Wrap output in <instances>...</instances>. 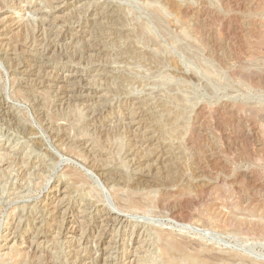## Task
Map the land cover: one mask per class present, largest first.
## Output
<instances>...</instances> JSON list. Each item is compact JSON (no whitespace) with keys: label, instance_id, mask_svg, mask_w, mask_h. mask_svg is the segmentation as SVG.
I'll return each instance as SVG.
<instances>
[{"label":"rangeland","instance_id":"rangeland-1","mask_svg":"<svg viewBox=\"0 0 264 264\" xmlns=\"http://www.w3.org/2000/svg\"><path fill=\"white\" fill-rule=\"evenodd\" d=\"M64 71L83 80L66 90ZM1 103L0 264H31L38 235L43 264L74 261L63 221L83 210L84 227L127 216L112 264H167L166 239L264 264V0H0ZM118 187L150 203L122 212Z\"/></svg>","mask_w":264,"mask_h":264},{"label":"bare ground","instance_id":"bare-ground-1","mask_svg":"<svg viewBox=\"0 0 264 264\" xmlns=\"http://www.w3.org/2000/svg\"><path fill=\"white\" fill-rule=\"evenodd\" d=\"M11 3V2H10ZM16 5V4H15ZM80 5V4H79ZM58 6V5H57ZM62 8V5H60L59 7H57V9ZM62 10V9H61ZM38 11V10H37ZM58 13V12H57ZM64 17V16H63ZM47 18V17H46ZM53 20V19H52ZM52 20L50 22H52ZM54 21V20H53ZM124 21V20H123ZM54 24V23H53ZM75 26V25H74ZM52 28V27H51ZM43 30V29H42ZM24 31V30H23ZM67 31V30H66ZM24 33V32H23ZM24 35V34H23ZM26 35V34H25ZM54 36V35H53ZM84 36V35H83ZM23 37V36H22ZM67 38V37H66ZM52 40V39H51ZM54 40V39H53ZM71 40V39H70ZM18 41V40H17ZM87 42V40H86ZM58 44V43H57ZM71 45V43H70ZM77 46V44H76ZM75 46V47H76ZM69 48V47H68ZM77 48V47H76ZM39 49V48H38ZM78 49V48H77ZM25 51V50H24ZM52 51V49H51ZM55 51V50H54ZM74 53V52H73ZM79 55V54H78ZM66 56V55H65ZM90 59V58H89ZM52 60V59H51ZM90 61V60H89ZM79 62V61H78ZM47 63V62H46ZM49 72V71H48ZM45 74V73H44ZM59 79L61 81V83H63L64 88L66 89L71 88L72 86V82H76L79 79L83 80V74L81 71H64L59 73ZM41 77V76H40ZM87 79V78H86ZM79 80V81H80ZM78 81V82H79ZM42 84V83H41ZM82 84V83H81ZM62 85V84H61ZM60 86V85H59ZM57 88V87H56ZM58 89V88H57ZM62 89V88H61ZM72 89V88H71ZM67 90V89H66ZM65 90V92H67ZM83 91V90H82ZM58 92V91H57ZM56 92V93H57ZM87 92V91H86ZM64 94V93H63ZM66 94V93H65ZM94 94V93H93ZM97 95V94H96ZM60 96V95H59ZM68 96V95H67ZM86 96V95H85ZM70 97V96H69ZM65 98V97H64ZM68 98V97H67ZM66 99V98H65ZM97 103H99L100 101L103 100V95L102 96H98L97 98ZM39 101V100H38ZM39 103V102H38ZM90 104V103H89ZM78 105V104H77ZM76 106V105H75ZM96 106V105H95ZM10 107L7 106V103H1L0 109L3 113H7L6 111L9 109ZM68 108V107H67ZM77 108V107H76ZM93 108V107H92ZM100 108V107H99ZM90 110V109H89ZM92 111V110H91ZM93 112V111H92ZM94 113V112H93ZM103 113V112H102ZM43 114V113H42ZM106 114V113H104ZM3 115V114H2ZM45 115V114H44ZM92 115V114H91ZM106 116V115H105ZM56 117V116H55ZM129 118L131 119L130 121L133 120L132 117L129 116ZM103 120V119H102ZM94 122V121H93ZM100 122V121H99ZM137 122V121H136ZM47 124V123H46ZM70 124V123H69ZM110 124V123H109ZM106 125V124H105ZM118 125V124H117ZM129 127L131 129H133L134 134H138L139 133V128L136 126L137 124L133 123V121L131 123L128 124ZM10 126V125H9ZM11 127V126H10ZM98 127V126H97ZM115 128V127H114ZM20 129V128H19ZM86 129V128H85ZM64 131V130H63ZM117 131V130H116ZM132 131V132H133ZM113 132H110V135ZM118 135V134H117ZM53 136V135H52ZM137 136V135H136ZM66 139V138H65ZM135 139V138H134ZM63 140V139H62ZM54 141V140H53ZM1 142V141H0ZM105 142V141H104ZM59 143V142H58ZM109 143V142H108ZM124 143V142H123ZM134 143V142H133ZM137 143V142H136ZM60 144V143H59ZM106 144V143H105ZM138 146V145H137ZM136 146V147H137ZM83 147V146H82ZM135 147V146H134ZM118 149V148H117ZM84 150L88 151L89 153L93 151V148H84ZM106 150V149H105ZM144 151V150H143ZM35 152V151H34ZM102 153V151H101ZM105 153V152H103ZM130 154V153H129ZM144 154V153H143ZM138 155V154H137ZM119 156V155H118ZM84 158V156H83ZM11 162V161H10ZM107 162V161H106ZM96 163V162H95ZM104 163V161H103ZM135 163V167H137L139 164H141V169H136L135 174L132 173V178L130 176V184L132 183V185H135L136 187L138 185H147L150 180H148V177L145 174V169L143 168L144 165L142 164L143 161L138 160L137 162L134 161ZM149 164V163H148ZM102 168V167H101ZM101 173V176L103 179H105L106 181H110V182H115L118 186H120L121 181H128L127 179H129L127 176L125 175H121V172L119 174V172H117L116 174L113 173V170L108 169L103 167L102 169L99 170ZM135 171V170H134ZM166 178V177H165ZM173 180V179H172ZM172 183H174V181H171ZM108 183V182H107ZM109 185V184H108ZM77 186V185H76ZM79 186V185H78ZM62 191L61 188H58V190L56 191V195H58L60 192ZM17 193V192H16ZM57 197V196H56ZM188 197V196H187ZM116 203H114L116 205V207L124 212V211H132V210H140L144 207H146L150 202L147 199L144 198H140V196L138 197H134V196H127L124 195L123 190L118 187L117 193H116ZM55 201H52L48 206L51 207V213L54 214L56 211L61 210L64 208L65 205V201H60L58 203H54ZM164 203V202H163ZM167 203V202H166ZM182 203V201H181ZM165 205V204H164ZM169 206V205H168ZM42 207V206H41ZM104 209V208H103ZM170 209V207H169ZM54 212H53V211ZM117 210V209H116ZM90 211V209H89ZM104 211V210H102ZM107 211V210H106ZM119 211V212H120ZM92 212V211H91ZM86 213V210L83 211H78L77 215L78 217H71V216H67L64 218V225H63V229L62 231H64L62 234H65L67 241V244H69V248L71 249V252L69 254L70 259H74V261H71L72 264H79V263H84V261L86 262L88 259L91 260V262H95L96 264H112L113 263V254L114 252H118V250H122V257H124V255H128L129 252L131 251V247L133 245V241L128 243L125 242L124 240L121 241H115L114 239L110 241L107 240V237H109L108 233L114 229V228H120L124 225L127 224L128 220H127V216L124 215H117V214H112L111 211H108L106 214L103 215V217H101L98 220L95 219H87V220H91L92 225L86 226L84 227V225L82 224L83 218H84V214ZM75 214V213H74ZM87 214V213H86ZM85 214V217H86ZM90 214V213H89ZM103 214V213H102ZM66 215V214H64ZM178 216V215H177ZM181 216V215H180ZM63 217V216H62ZM192 218V217H191ZM82 224V225H80ZM87 222V221H86ZM86 222H84V224H87ZM70 223H74L73 225H71ZM129 224V223H128ZM88 225V224H87ZM62 226V225H61ZM129 225H127L128 227ZM221 228V227H220ZM223 230V229H222ZM59 231V230H57ZM133 231V230H132ZM152 231V230H151ZM122 232V231H121ZM143 232V231H142ZM141 232V233H142ZM153 232V231H152ZM97 233V234H96ZM57 233H54V235ZM59 234V233H58ZM119 234V233H118ZM153 234V233H152ZM9 236V235H8ZM52 236V235H51ZM69 236V237H67ZM116 236V235H115ZM126 236V235H125ZM169 236V235H168ZM59 237V236H58ZM119 237V236H118ZM145 237V236H144ZM167 237V236H166ZM172 237V236H171ZM11 238V237H10ZM112 238V237H111ZM122 238V237H121ZM15 238H13L11 240V242H15L14 241ZM46 239L45 236H39L35 237V238H30L28 237L26 239V246H28L29 248V255L31 256V259H33L31 264H43V260H40V256L38 255L39 251V245L41 243L44 242V240ZM93 243L94 247H90L92 245H90L91 241ZM152 240V238H151ZM184 240V239H183ZM148 241V240H147ZM55 242V241H54ZM65 242V241H64ZM136 242V241H135ZM165 245H162L163 248H160L162 252H160V254H163L164 259L166 258V263L167 264H209L210 260L206 261V259H204V256L200 257L199 255L196 254H191L189 252L186 251V247H184L187 244H183L177 240H165ZM137 243V242H136ZM46 244V243H45ZM23 246V245H21ZM141 246V245H140ZM158 246V245H157ZM161 247V244L159 245ZM192 247H195L192 245ZM192 247L191 251H192ZM199 249V246H197ZM195 247V249L197 248ZM141 248V247H140ZM28 250V249H27ZM26 250V251H27ZM41 250V249H40ZM147 250V249H146ZM200 250V249H199ZM198 250V251H199ZM204 250V249H203ZM195 251V250H194ZM197 251V250H196ZM55 252V251H54ZM133 252V250H132ZM25 253V251H24ZM28 253V252H27ZM135 253V252H133ZM10 254V253H9ZM7 255V254H6ZM214 255V254H212ZM216 255V254H215ZM25 255H23L24 257ZM29 256V257H30ZM145 256V255H144ZM206 256H208V254L206 253ZM211 256V255H210ZM209 256V258L207 259H211V257ZM217 257L219 258V256H215V258L217 259ZM225 257V256H224ZM128 258V257H127ZM212 258V259H213ZM42 259V258H41ZM50 259V258H49ZM220 259V258H219ZM222 259H224L222 257ZM227 259H229L227 257ZM24 260H26V258H24ZM226 260V257H225ZM233 260V259H230ZM133 261V260H132ZM234 261V260H233ZM236 261V260H235ZM234 261V263H235ZM70 262V261H69ZM70 262V263H71ZM127 262V261H126ZM219 262V261H218ZM242 262V261H241ZM46 263V262H45ZM69 263V264H70ZM215 263V262H214ZM46 264H50V263H46ZM87 264V263H85ZM91 264V263H89ZM136 264V262H135Z\"/></svg>","mask_w":264,"mask_h":264}]
</instances>
